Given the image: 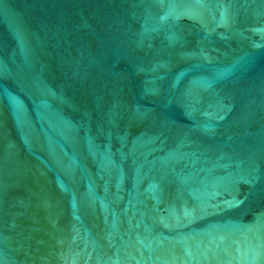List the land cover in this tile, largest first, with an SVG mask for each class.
Listing matches in <instances>:
<instances>
[{"label": "water", "instance_id": "95a60500", "mask_svg": "<svg viewBox=\"0 0 264 264\" xmlns=\"http://www.w3.org/2000/svg\"><path fill=\"white\" fill-rule=\"evenodd\" d=\"M0 264H264V0H0Z\"/></svg>", "mask_w": 264, "mask_h": 264}]
</instances>
